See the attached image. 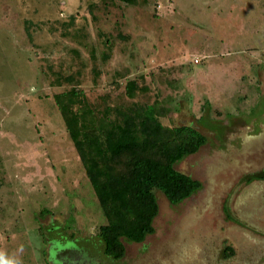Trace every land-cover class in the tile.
Masks as SVG:
<instances>
[{
  "label": "rangeland",
  "instance_id": "obj_1",
  "mask_svg": "<svg viewBox=\"0 0 264 264\" xmlns=\"http://www.w3.org/2000/svg\"><path fill=\"white\" fill-rule=\"evenodd\" d=\"M137 2L0 0V252L21 264H264V0ZM92 50L90 103L143 76L135 101L206 138L175 166L202 188L176 206L156 191L154 234L124 242L119 261L103 253L106 220L53 102L70 59Z\"/></svg>",
  "mask_w": 264,
  "mask_h": 264
},
{
  "label": "trees",
  "instance_id": "obj_2",
  "mask_svg": "<svg viewBox=\"0 0 264 264\" xmlns=\"http://www.w3.org/2000/svg\"><path fill=\"white\" fill-rule=\"evenodd\" d=\"M114 1L129 6L138 3ZM71 24L73 21L67 25ZM80 30L85 37L84 28ZM107 57L103 54L102 60ZM89 66L95 83L101 75L95 51L89 60L73 56L71 73L58 76L54 83L68 88L55 93L53 102L106 220L97 233L103 253L119 261L125 256L124 242L139 244L154 234L153 221L159 212L156 191L176 206L202 188L200 181L175 166L197 153L206 138L189 125L162 124L165 111L158 101H135L147 92L141 83L143 76L126 81L122 92L113 100L103 98V107L97 108L80 88ZM232 255L228 248L226 256Z\"/></svg>",
  "mask_w": 264,
  "mask_h": 264
},
{
  "label": "clouds",
  "instance_id": "obj_3",
  "mask_svg": "<svg viewBox=\"0 0 264 264\" xmlns=\"http://www.w3.org/2000/svg\"><path fill=\"white\" fill-rule=\"evenodd\" d=\"M0 264H21L16 258H6L5 254L0 252Z\"/></svg>",
  "mask_w": 264,
  "mask_h": 264
},
{
  "label": "built area",
  "instance_id": "obj_4",
  "mask_svg": "<svg viewBox=\"0 0 264 264\" xmlns=\"http://www.w3.org/2000/svg\"><path fill=\"white\" fill-rule=\"evenodd\" d=\"M195 63H198V61H197V60H195Z\"/></svg>",
  "mask_w": 264,
  "mask_h": 264
}]
</instances>
